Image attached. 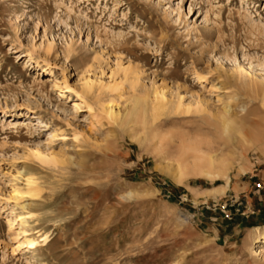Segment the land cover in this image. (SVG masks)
I'll return each instance as SVG.
<instances>
[{"label":"rangeland","instance_id":"obj_1","mask_svg":"<svg viewBox=\"0 0 264 264\" xmlns=\"http://www.w3.org/2000/svg\"><path fill=\"white\" fill-rule=\"evenodd\" d=\"M260 208L264 0H0V264H264Z\"/></svg>","mask_w":264,"mask_h":264},{"label":"bare ground","instance_id":"obj_2","mask_svg":"<svg viewBox=\"0 0 264 264\" xmlns=\"http://www.w3.org/2000/svg\"><path fill=\"white\" fill-rule=\"evenodd\" d=\"M31 62V58H30V60H28L27 61V64H29ZM91 89V88H90ZM90 89H89V87H88V91H90ZM141 100H143V99H140V100H137V102H136V104H135V107L137 108V107H139V105L142 103L141 102ZM145 100H143V102H144ZM58 102V101H57ZM59 104H61V103H59ZM161 104V103H160ZM158 108V107H157ZM199 109V108H198ZM197 109V110H198ZM155 114H154V119L159 115V114H161L162 113V106L161 107H159L158 109H156L155 111ZM109 115H110V117L112 118V119H114V120H117L118 119V116H116L115 114H114V112L113 111H111V112H109ZM160 116V115H159ZM30 118V117H29ZM89 126V125H88ZM30 194H31V196H37L38 194H39V190L38 189H36V188H32L31 190H30V192H29ZM21 209H23L24 211L26 210V214L27 215H31L30 213H31V211L27 208V206L26 205H21ZM28 211V212H27ZM26 234L27 233H29L28 231H24ZM47 240H48V236H44V238L41 240V241H38L37 239H35V238H27L22 244L24 245V246H26V248H29V249H36L37 248V246L40 244V242H44V243H46L47 242ZM255 244H264V230H262V231H259L258 232V237L256 238V241H255ZM261 253H262V251H254L253 252V254L255 255V256H260L261 255Z\"/></svg>","mask_w":264,"mask_h":264},{"label":"crops","instance_id":"obj_3","mask_svg":"<svg viewBox=\"0 0 264 264\" xmlns=\"http://www.w3.org/2000/svg\"><path fill=\"white\" fill-rule=\"evenodd\" d=\"M247 225L253 226L256 228H262L264 229V208H260L258 212L255 213V215H252L251 217L247 218L245 220ZM244 224V223H243Z\"/></svg>","mask_w":264,"mask_h":264}]
</instances>
